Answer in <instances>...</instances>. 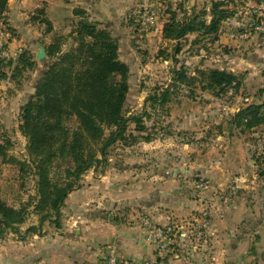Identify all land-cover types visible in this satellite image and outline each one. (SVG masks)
Segmentation results:
<instances>
[{"label":"rangeland","instance_id":"obj_1","mask_svg":"<svg viewBox=\"0 0 264 264\" xmlns=\"http://www.w3.org/2000/svg\"><path fill=\"white\" fill-rule=\"evenodd\" d=\"M143 2L133 3L118 32L120 57L130 70L124 115L133 120L127 122L125 140L109 147L102 158L98 156L100 163L90 169L95 176L87 177L88 170L80 177L72 192L82 195L65 204L72 198L69 193L56 221L52 217L41 223L46 211L34 209L36 178L29 168L26 139L18 130L20 108L28 102L31 86L45 65L36 61L38 48L29 43L18 55L28 52L34 57L32 70L14 80L12 67L3 68L11 80L9 85L0 83V143L10 142L7 155L16 162H0V197L8 206L22 209L23 223L15 226L17 232L11 228L0 231V264H20L21 255L27 264H106L109 248L119 259L133 264H264V136L260 134H264V32L252 27L255 19H264V0H146L157 15L155 29H144L134 15ZM213 5L222 17L215 32L201 28L180 41L163 37L172 14L179 23L196 16L195 22L209 26ZM38 9L44 11L42 6ZM75 18L69 17L61 27L51 26L48 33H44V24L36 21L40 46L45 48L62 36L66 38L62 51L70 50ZM12 32L0 25V51L15 38ZM219 68L234 75V81L222 88H207L208 71ZM180 71L184 78L177 79ZM164 90L168 91L167 100L161 104L158 101ZM258 106L256 114L249 111L240 119L241 112ZM247 120L252 121L249 128ZM258 121L262 123L252 126ZM68 125L75 127V122ZM237 132L246 134L239 136L246 143L261 140L246 145L244 163L235 149L225 151L221 144L223 137L238 136ZM195 156L197 168H193ZM221 159L229 171L243 164L246 175L241 179L235 174L229 179L207 176L208 165H220ZM25 162L28 168L21 172L19 163ZM68 167L70 164L57 160L50 176L62 179ZM115 170L124 177L120 180L124 188H129L122 212L109 206ZM231 211L234 224L221 217L230 216ZM202 213L207 214V228L200 224ZM97 220L104 226L118 222L133 227L138 222L143 238L144 220L159 226L179 222L187 226L173 238L166 253L160 254L146 243L149 252L145 259L135 262L117 250L113 227L97 242L100 237L92 231L98 228L93 226ZM32 227L35 229L28 231ZM84 231L87 245L81 244L84 250L77 256L78 244L71 247L69 243L76 242ZM232 251H239L240 257H232Z\"/></svg>","mask_w":264,"mask_h":264},{"label":"trees","instance_id":"obj_2","mask_svg":"<svg viewBox=\"0 0 264 264\" xmlns=\"http://www.w3.org/2000/svg\"><path fill=\"white\" fill-rule=\"evenodd\" d=\"M7 6L8 0H0V25L6 24ZM212 12L210 25L205 27L194 21L196 16L179 23L172 14L163 28V37L180 41L188 32L201 28L215 32L222 17L216 5H213ZM73 15L77 18L69 34L73 45L70 50L62 51L66 38L58 36L45 47L44 71L36 81L33 95L21 106L19 114L18 130L26 139L29 168L36 178V195L32 199L36 202L34 209L46 211L41 223L52 217L57 220L65 199L79 186L80 177L100 163L109 147L125 140L127 122L133 120L124 115L130 70L119 58L117 39L99 28L96 22L89 21L82 9L74 10ZM31 21L44 24V33L51 31V23L43 10L38 9L31 16ZM35 65L34 57L28 52H22L14 61L6 62L0 58V79L5 77L2 71L5 67H12V78L18 80L22 73L32 70ZM177 77L184 78V72H178ZM207 78V88H222L230 85L235 77L217 69L208 71ZM167 95L168 91L164 90L158 102L164 104ZM259 109V106L249 107L241 112L240 119L246 112L251 111L254 115ZM134 120L138 125L139 121ZM71 121L75 122V127L68 125ZM246 122L249 128L252 121ZM256 123L252 126L262 122ZM9 148V141L0 143L1 163L16 162L8 157ZM57 160L70 164V167L62 179L54 180L50 171ZM19 164L21 172L28 168L26 162ZM21 223L22 209L8 206L0 197V231L11 228L17 232L15 226ZM32 228L28 231L35 229Z\"/></svg>","mask_w":264,"mask_h":264},{"label":"crops","instance_id":"obj_3","mask_svg":"<svg viewBox=\"0 0 264 264\" xmlns=\"http://www.w3.org/2000/svg\"><path fill=\"white\" fill-rule=\"evenodd\" d=\"M137 1H140L141 3V0H9L4 21L6 23L5 26L11 28V31H13L12 33L15 35V38H12L10 42H7L6 46L4 45V48L1 51L6 52L5 60L14 61L15 59H17L20 48H25V46L28 45L29 43H32V45H34L36 48L38 44L40 45L39 41L36 39L40 26L39 24L35 23L36 21H31V17H30L34 15L35 10H37L39 7L42 6L44 8L45 18L51 23V26H53L54 28H56L55 26H60V27L63 26L64 21L67 20L69 17L75 18V16H73V12H74L73 10L75 8H80L86 12V15L90 16L89 18L90 20L96 21L99 28L109 32L113 38H117L119 44V58L122 62L127 64L120 57V44L122 41H121V37L118 36V32L119 31L121 32V30H119V27L122 26L123 24L124 15L128 13V10L133 6V3ZM28 18L30 19V21H28L29 20ZM76 19L77 18H75V20ZM222 31L223 29H220L219 33H222ZM2 35L4 37V34ZM219 69L222 70V68ZM2 71L5 73V77L3 79H0V83L3 82L9 85V79L11 80V78L8 77L7 71L4 70ZM37 79L34 80V83L31 86V95L33 94L34 86L36 84ZM31 95L29 97V100L31 98ZM226 108L228 109V106ZM255 130L261 131L262 129L261 130L255 129ZM232 133H230L229 135H231ZM237 134L239 135L233 137H229V136L223 137L222 138L223 142L221 144L225 151L228 150L230 147H231L230 151L231 150L234 151L233 149H235L237 157L239 158L240 162L244 163L245 162L244 160H246L247 158L245 151L246 145H257L261 142V140L253 141V142L248 141L246 143L244 140L243 142L239 138V136L243 137V135L246 134H241V132H237ZM252 134L256 135V133H252ZM260 134L264 136V134L262 133ZM225 159H221L220 165L207 164L208 165V168L206 169L207 176L212 178L213 176L218 175L221 177L223 176V178L229 179L230 177L236 175L237 176L235 177L236 179L237 178L241 179L244 177V175H246L245 169H241L243 164L237 166V168L231 169L230 171L229 169H226L228 167L224 165ZM228 159L230 160L229 157ZM193 161L195 163L193 165V168H197L196 156L195 158L193 157ZM229 168H231V165L229 166ZM196 172L200 174L198 170ZM94 173H95L94 170H89L87 172V177H91L92 175L95 176ZM113 173H115L114 176L115 179L111 181V188L109 190V199L111 200V203L109 204V206L110 209H115L117 211L122 212L127 202L125 200H127L126 198H128L129 188H124L123 182L120 181L122 178H124L122 175H120L121 172L115 170L113 171ZM80 195L82 194H80L79 191L72 192L69 195V197L71 196L72 198L69 201L67 198L65 204H68V202H72V199H75L76 197H80ZM140 202H142V199H140L139 203ZM104 206H105L104 203H100L101 208H104ZM236 209L239 211L240 208L236 207ZM225 210H228L229 213L230 209H228V207H225ZM232 212L233 211H231V215L228 217L227 216L225 217L224 215H222L221 217L224 218V221L227 220L229 222L230 220L231 224H234L233 220L235 219L232 218ZM211 213L214 218H217V215H215L216 214L215 211L212 210ZM93 226L98 227L92 230L96 237H100V239L97 242H101L104 240L105 238L104 232L109 226L113 227L114 231L116 230L114 233L115 238L113 239V241L115 242V246L117 250H119L120 254L124 257L127 256L132 260H134L135 262H140L141 260L145 259L144 256L149 252V247L147 246L144 238L142 237V234L138 229V222H135V224H133V227H128L118 222H114L113 224L111 223L107 225L105 224L104 226V224H102L100 221L97 220L93 222ZM86 229H90L91 231V227H87ZM85 236L86 234L84 231L82 236H79L76 242L71 241V243H69L71 247L73 246L72 245L73 243L78 244L75 250L77 256H79L80 252L84 250V247H82L81 244L87 245V241H83V239L86 240L88 239V237L85 238ZM238 252L239 251H232L231 256L235 258L240 257V254ZM260 258L262 257L260 256ZM19 263L27 264L28 262L27 260H24V258L21 255V257H19Z\"/></svg>","mask_w":264,"mask_h":264},{"label":"built area","instance_id":"obj_4","mask_svg":"<svg viewBox=\"0 0 264 264\" xmlns=\"http://www.w3.org/2000/svg\"><path fill=\"white\" fill-rule=\"evenodd\" d=\"M135 17L139 19V23L144 29H155L157 23L156 13L149 8L146 0L143 4L134 12ZM253 29L256 32H264V19H255L252 24ZM1 58H6V52L1 51ZM196 217H194L195 219ZM143 227L145 229L144 240L148 245H152L154 250L161 253H166L172 243L173 238L181 234L182 230L187 226L184 222L169 223L166 225H153L149 221H143ZM200 224L203 228H207L208 220L207 214L202 213L200 215ZM190 225V224H188ZM106 264H133L128 260L119 259L116 251L113 248H109L106 251Z\"/></svg>","mask_w":264,"mask_h":264},{"label":"water","instance_id":"obj_5","mask_svg":"<svg viewBox=\"0 0 264 264\" xmlns=\"http://www.w3.org/2000/svg\"><path fill=\"white\" fill-rule=\"evenodd\" d=\"M38 51L36 52V61L42 62L46 58V52L45 48L40 46L39 44L37 45Z\"/></svg>","mask_w":264,"mask_h":264}]
</instances>
